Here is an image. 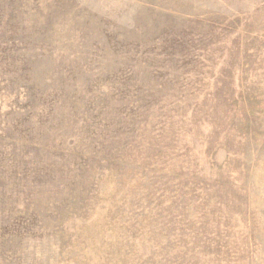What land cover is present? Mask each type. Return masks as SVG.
I'll use <instances>...</instances> for the list:
<instances>
[{"label":"rangeland","instance_id":"1","mask_svg":"<svg viewBox=\"0 0 264 264\" xmlns=\"http://www.w3.org/2000/svg\"><path fill=\"white\" fill-rule=\"evenodd\" d=\"M0 264H264V0H0Z\"/></svg>","mask_w":264,"mask_h":264}]
</instances>
